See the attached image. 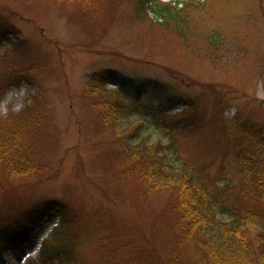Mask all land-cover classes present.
I'll return each instance as SVG.
<instances>
[{"label": "rangeland", "instance_id": "374dc122", "mask_svg": "<svg viewBox=\"0 0 264 264\" xmlns=\"http://www.w3.org/2000/svg\"><path fill=\"white\" fill-rule=\"evenodd\" d=\"M178 2L186 23L175 29L152 12L136 17L133 0H97L89 10L0 0V24L17 34L0 42V128L33 137L38 159L25 176L0 172V220L55 201L70 220L63 242L72 241L80 264H170L178 250L173 192L139 182L119 135L168 146L170 171L190 164L214 186L218 218L233 219L235 146L249 123L264 131V0ZM102 71L112 74L102 91L85 93L88 77ZM111 92L129 109L103 124L96 104ZM31 104L33 113L21 111ZM190 106L189 115L172 117ZM192 118L197 128L175 133ZM58 222L51 212L24 246L0 255V264H40L41 244L52 240ZM250 225L251 236L261 229Z\"/></svg>", "mask_w": 264, "mask_h": 264}, {"label": "trees", "instance_id": "16d2710c", "mask_svg": "<svg viewBox=\"0 0 264 264\" xmlns=\"http://www.w3.org/2000/svg\"><path fill=\"white\" fill-rule=\"evenodd\" d=\"M52 1L61 6L81 4L84 10H89L97 0ZM133 2L136 17L152 12L165 27L175 29L181 28L180 25L186 23L181 9H177L176 5L162 4L157 0H133ZM15 35L17 34L12 27H4L0 24V42L8 41V37ZM111 78L112 74L109 71L91 74L85 83V93L92 95L102 91ZM7 87L9 86L4 88ZM31 107L32 104L22 108L21 111L33 113ZM96 107L103 115V124L109 122L115 124L118 114L129 109V106L119 99L117 92H111L109 99L99 102ZM191 111L192 106L172 117L189 115ZM165 115L166 112H163L162 118H165ZM31 118H35L34 115ZM195 119H189L175 133H188L197 128L198 121ZM37 125L38 120L34 127ZM34 127L28 126L27 132L33 133ZM240 134L243 140L237 141L234 149L239 163L240 186L236 192L239 204L232 205L234 217L229 222H224L217 216L215 209L217 194L214 197V186H210L202 177L195 175L191 171L190 164L187 163L176 175L170 171L165 154L168 146L160 143L150 144L148 137L127 143L122 138L124 136L119 135L123 153L128 157L126 162L136 172L139 182L147 184L154 190L170 188L173 192L169 203L170 227L178 250L176 253H171L170 264H264V131L252 129L249 123ZM134 136H138L137 132H134ZM250 143L257 150L250 151L243 145ZM35 147L37 144L34 138L29 139L25 136L21 128L16 131L0 128V172L22 177L36 170L38 159ZM124 171L127 172V168H124ZM64 209L63 205L53 201L32 207L14 220H0V254L25 245L42 221L51 212L57 211L59 222L52 230V240L43 241L39 262L40 264H52L55 261L61 264L62 262L80 264L78 257L71 252L72 241L63 242L64 231L70 221ZM253 222L259 223L261 229L258 228V231L251 236L250 224ZM214 230L219 234H210ZM176 247L173 250H176ZM189 249L196 250L201 257L187 256L186 252Z\"/></svg>", "mask_w": 264, "mask_h": 264}]
</instances>
